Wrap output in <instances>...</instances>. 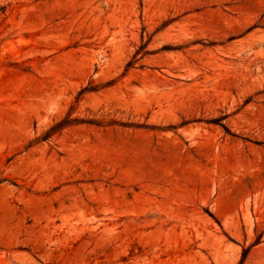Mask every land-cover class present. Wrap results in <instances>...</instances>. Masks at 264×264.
<instances>
[{"label": "rangeland", "instance_id": "obj_1", "mask_svg": "<svg viewBox=\"0 0 264 264\" xmlns=\"http://www.w3.org/2000/svg\"><path fill=\"white\" fill-rule=\"evenodd\" d=\"M0 264H264V0H0Z\"/></svg>", "mask_w": 264, "mask_h": 264}]
</instances>
